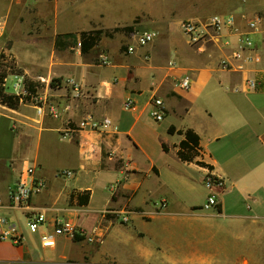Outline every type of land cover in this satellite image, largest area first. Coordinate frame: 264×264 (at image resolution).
I'll return each instance as SVG.
<instances>
[{"label":"crops","instance_id":"crops-1","mask_svg":"<svg viewBox=\"0 0 264 264\" xmlns=\"http://www.w3.org/2000/svg\"><path fill=\"white\" fill-rule=\"evenodd\" d=\"M195 3L175 23L152 16L144 5L147 24L138 26L158 36L134 54L125 51L126 35L121 50L116 45L101 53L95 49L107 35L87 53L77 46L79 35L57 48L59 34L98 29L84 12L50 34H28L25 45L13 43L12 57L25 75L44 80L38 95L44 112L29 102L17 109L0 103V118L10 121L15 151H21L20 157L0 154V192L6 200L7 188L22 170L36 166L47 187L32 206L44 210L49 221L65 217L101 238L89 243L59 237L56 247L40 250L34 240L51 225L31 234L24 211L1 208L0 216L14 221L21 213L24 225L17 223L25 242L0 240V264H264V22L249 33L250 49L242 48L239 35L223 30L199 50L181 30L184 20L215 14L254 17L264 12V0ZM204 8L211 12L200 13ZM239 24L247 30L240 17ZM102 53L110 64L100 63ZM186 76L191 79L187 89L179 85ZM53 78L60 79L57 86L51 85ZM22 79L9 75L11 93ZM248 79L261 87L250 88ZM153 97L164 104L160 122L152 116ZM130 99L131 109L125 105ZM88 115L111 119L118 132L64 135L66 123ZM172 127L200 136L198 159L206 166L178 157L184 135L171 132ZM62 170L73 174L60 175ZM210 170L223 186L217 190L218 204L206 208ZM84 191H90V200L80 205L73 194ZM160 200L168 207L159 209ZM107 209L117 213L105 215ZM124 214L128 223L118 219Z\"/></svg>","mask_w":264,"mask_h":264},{"label":"built area","instance_id":"built-area-1","mask_svg":"<svg viewBox=\"0 0 264 264\" xmlns=\"http://www.w3.org/2000/svg\"><path fill=\"white\" fill-rule=\"evenodd\" d=\"M239 17L246 22L247 30H243L239 24ZM264 22V12L257 13L254 17H249L247 14L242 13L237 15L235 13L230 14H215L202 20H184L181 24V30L187 42L201 50L208 43L214 42L220 33L225 30L230 34L239 35L240 44L242 48L253 47V42L249 36L251 31L258 30ZM133 29L128 31V41L124 44L126 53L134 54L140 47L149 46L153 43L158 33L153 29L140 28L138 25H132ZM6 29L5 21L0 18V36H2ZM78 47H81V43H77ZM146 59L148 57L146 56ZM100 63L107 65L111 63L109 56L106 53H102L99 56ZM23 79L14 84V88L17 90L15 94L28 96L29 92L25 87L24 76ZM43 80V78H41ZM7 81V80H6ZM179 85L182 88H190L191 79L186 76L180 80ZM247 85L250 88L258 89L261 87L260 82L254 79H248ZM7 86V84H6ZM37 108L39 113L44 112L43 106L40 104L39 96L32 97L31 101ZM26 102V103H27ZM151 104L154 108L152 112L153 118L160 122L165 117V109L163 101L157 97H153ZM126 107L131 109L134 107V101L128 100ZM51 113L54 116H58L56 109L50 108ZM75 124V126H73ZM99 131V132H118V125L114 124L111 119L103 118L96 119L92 115L83 117L79 122L74 123L69 121L63 129L64 135L67 136L72 131ZM60 175L71 176L73 172L71 170L59 171ZM205 185L209 189V195L205 207H214L218 204L217 190L223 186V180L217 175L213 174L210 170L205 178ZM47 187V182L44 178L37 175V168L33 165H27L22 170L18 181L7 188V199H4L3 193L0 192V209L1 208H15L24 211L26 216V226L31 233L39 232L46 225H51L50 230L44 231L40 235V243L43 248H54L57 246L59 237H66L74 239L77 236H82L89 243L99 242L101 236L87 232L82 227L74 223L72 220L65 217L57 216L49 221L47 214L44 210L38 209L32 206V200L35 196L43 193ZM117 184H113L110 190L117 189ZM159 209H165L168 207L167 200H160ZM117 213L114 210L107 209L105 215ZM118 219L122 223L129 222V216L124 214ZM0 240L11 241L16 245H23L25 242L24 233L20 231L18 223L12 220L9 216H0Z\"/></svg>","mask_w":264,"mask_h":264},{"label":"rangeland","instance_id":"rangeland-1","mask_svg":"<svg viewBox=\"0 0 264 264\" xmlns=\"http://www.w3.org/2000/svg\"><path fill=\"white\" fill-rule=\"evenodd\" d=\"M200 1L202 0H0V17L7 21L5 32L0 36V53L6 54L10 62L13 59L10 51L13 43L25 45L24 39L32 33L50 34L57 25L59 27L77 20L81 12H84L85 20L87 15L90 16V20L94 22L93 27L108 31V35L95 48L98 52L109 50L115 45L121 50L124 36L129 37V32L124 28L140 23L146 25L147 9L152 16L175 23V20L184 17L182 13L191 3L198 2L195 4L200 6ZM209 12L211 11L207 8L200 10V13ZM7 91L12 92L10 83L7 84ZM8 122L10 123L9 120L0 118V154L20 157L21 151H15ZM16 213L15 221L24 225L21 213ZM24 227L30 232L26 225ZM34 241L42 250L40 240Z\"/></svg>","mask_w":264,"mask_h":264},{"label":"trees","instance_id":"trees-1","mask_svg":"<svg viewBox=\"0 0 264 264\" xmlns=\"http://www.w3.org/2000/svg\"><path fill=\"white\" fill-rule=\"evenodd\" d=\"M120 29V28H117ZM116 29V30H117ZM126 31L133 29V26H126L124 28ZM77 35L80 36L81 51L82 53H87L99 44L103 35H108V31L104 29H95L89 31L81 32H68L64 34H59L56 39L57 48L63 49L66 47L65 38L75 39ZM76 40V39H75ZM15 74L24 76L25 87L29 92L28 96H22L13 94L7 91L6 80L9 75ZM58 78H53L51 80L52 86H57ZM43 86V82L40 80H34L25 75V71L22 67L18 65L16 60L13 58L10 62L8 57L4 53H0V103L8 106L12 109H17L22 103L31 101L32 97L39 95V90ZM171 132L180 133L184 135L183 140L178 145V157L184 162H194L201 166H206V163L198 159L200 155V136L193 129L177 130L172 127ZM91 193L90 191L78 192L73 194V198L77 197L78 203L80 205H86L89 203ZM84 237L77 236L74 241H82Z\"/></svg>","mask_w":264,"mask_h":264}]
</instances>
